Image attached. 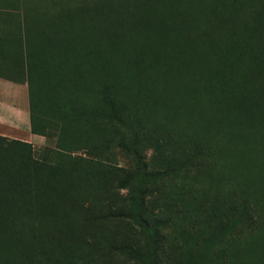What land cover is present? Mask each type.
<instances>
[{
  "label": "rangeland",
  "instance_id": "374dc122",
  "mask_svg": "<svg viewBox=\"0 0 264 264\" xmlns=\"http://www.w3.org/2000/svg\"><path fill=\"white\" fill-rule=\"evenodd\" d=\"M2 80L55 204L0 264H264V0H0Z\"/></svg>",
  "mask_w": 264,
  "mask_h": 264
},
{
  "label": "trees",
  "instance_id": "16d2710c",
  "mask_svg": "<svg viewBox=\"0 0 264 264\" xmlns=\"http://www.w3.org/2000/svg\"><path fill=\"white\" fill-rule=\"evenodd\" d=\"M26 48H29L23 42ZM44 45H47L44 43ZM30 112V126L31 110ZM45 164L31 156L29 143L18 138H6L0 135V223L18 225L29 221V226L34 231L43 234L46 220L53 219L54 213L48 207L54 203V195L44 190L39 182L42 180L40 171ZM45 183L54 181L53 178L44 177ZM127 178L120 181L121 186H126ZM141 216V214H139ZM136 218L137 216L134 215ZM137 221L143 232L149 229L146 219H132ZM51 226V223H48ZM139 249V248H138ZM136 254V260L147 263V257ZM153 264H161L158 258Z\"/></svg>",
  "mask_w": 264,
  "mask_h": 264
},
{
  "label": "crops",
  "instance_id": "0c3cea01",
  "mask_svg": "<svg viewBox=\"0 0 264 264\" xmlns=\"http://www.w3.org/2000/svg\"><path fill=\"white\" fill-rule=\"evenodd\" d=\"M0 126L32 135L25 84L0 81Z\"/></svg>",
  "mask_w": 264,
  "mask_h": 264
}]
</instances>
